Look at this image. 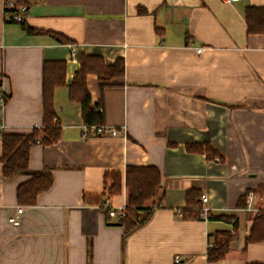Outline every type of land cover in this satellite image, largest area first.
<instances>
[{
	"label": "crops",
	"instance_id": "1",
	"mask_svg": "<svg viewBox=\"0 0 264 264\" xmlns=\"http://www.w3.org/2000/svg\"><path fill=\"white\" fill-rule=\"evenodd\" d=\"M4 1L0 264H264V240L246 241L264 212V32H249L245 19L246 7L264 0H23L24 21L36 32L8 20ZM72 47L107 64L124 58V76L105 87L95 73L86 77L116 135L85 125L81 103L70 97L80 68ZM47 60L66 62L53 95L61 136L34 146L30 171L7 179L2 135L44 128ZM189 144H210L220 155L208 158ZM131 165L157 167L162 188L151 218L124 239L117 219L84 195L121 207L126 187L109 195L105 174L125 176ZM43 171L52 186L35 204L20 203V184ZM190 190L208 197V219L183 214ZM14 215L19 224L10 222ZM227 234L226 255L209 261L210 243Z\"/></svg>",
	"mask_w": 264,
	"mask_h": 264
},
{
	"label": "trees",
	"instance_id": "2",
	"mask_svg": "<svg viewBox=\"0 0 264 264\" xmlns=\"http://www.w3.org/2000/svg\"><path fill=\"white\" fill-rule=\"evenodd\" d=\"M22 4L27 5L23 0ZM28 6V5H27ZM245 19L249 32H264V6H248L245 9ZM28 32L37 30L30 27L25 21L20 22ZM60 41H68L62 34L51 32ZM80 63V68L70 84V97L81 103L82 116L85 125L97 127L105 125L104 110H99V103H92L88 90L86 77L88 73H95L101 81V87H105L110 80L125 74L124 58L119 57L112 64H107L101 55H91L78 52L75 56ZM66 62L64 60H47L44 65V128H34L30 133H4L2 135L3 174L7 179L29 172L30 153L34 146L40 142L56 141L61 136V129L55 125L56 113L53 105L54 88L65 83ZM190 151L206 153L208 158H214L220 154L210 144H189ZM110 180V183L107 181ZM53 184V176L43 171L18 188V201L24 204H35L38 195L48 190ZM127 190V203L125 216L117 219L116 223L124 227V239L145 224L152 216L155 204L162 188V173L155 166L131 165L127 166L125 176L120 171L105 174V190L108 194L119 195L123 187ZM202 194L197 190L187 193V208L183 214L196 216L203 208ZM84 201L87 204H99L105 208L108 219L110 205L105 203L103 194H85ZM182 213V212H181ZM231 236L216 238L214 244L208 248V260L215 261L224 257L229 250ZM264 240V212L256 216L247 242Z\"/></svg>",
	"mask_w": 264,
	"mask_h": 264
},
{
	"label": "built area",
	"instance_id": "3",
	"mask_svg": "<svg viewBox=\"0 0 264 264\" xmlns=\"http://www.w3.org/2000/svg\"><path fill=\"white\" fill-rule=\"evenodd\" d=\"M224 2H227V3H232V2H235V1H238V0H223ZM28 10V6L25 5V4H19L18 2L16 1H12V0H5L4 1V12H5V17L8 19V20H13V21H18V22H21L25 19V14ZM201 49H198V51H200ZM77 54V50L76 48L72 47V55L75 57ZM6 95L4 94H0V106L2 107L6 101ZM99 110L102 111L103 110V107H99ZM0 127L1 128H4L5 125L3 122H0ZM95 132H99V133H110V134H113V135H116L117 133L120 132V130L112 127V126H108V125H101V126H97V127H93ZM204 203L208 202V197L207 196H203L202 197ZM105 203L109 206V197H106L105 198ZM126 203H124V205H122L121 207L119 208H116V207H110V210H109V215L111 218H116V219H119L123 216H125L126 214V210H125V207H126ZM250 205V204H249ZM23 211V206H18L17 207V213L20 214L22 213ZM180 214L182 215V213L180 212ZM209 214H210V207L207 205V204H204L203 205V208H202V211H201V217L204 218V219H208L209 218ZM10 222L14 223V224H19V219L16 215L14 216H11L9 218ZM209 246H212V243H210ZM176 262H179L181 261V257L180 256H176Z\"/></svg>",
	"mask_w": 264,
	"mask_h": 264
}]
</instances>
